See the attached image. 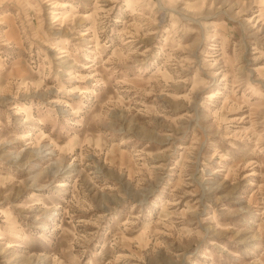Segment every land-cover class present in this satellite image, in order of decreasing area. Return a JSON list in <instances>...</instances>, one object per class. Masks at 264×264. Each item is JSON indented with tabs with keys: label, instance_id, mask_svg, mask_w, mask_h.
I'll list each match as a JSON object with an SVG mask.
<instances>
[{
	"label": "rangeland",
	"instance_id": "obj_1",
	"mask_svg": "<svg viewBox=\"0 0 264 264\" xmlns=\"http://www.w3.org/2000/svg\"><path fill=\"white\" fill-rule=\"evenodd\" d=\"M0 264H264V0H0Z\"/></svg>",
	"mask_w": 264,
	"mask_h": 264
}]
</instances>
